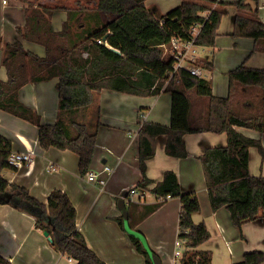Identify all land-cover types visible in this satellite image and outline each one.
<instances>
[{
    "label": "trees",
    "instance_id": "16d2710c",
    "mask_svg": "<svg viewBox=\"0 0 264 264\" xmlns=\"http://www.w3.org/2000/svg\"><path fill=\"white\" fill-rule=\"evenodd\" d=\"M253 1L255 7L247 0L234 3L240 12L236 15L233 34L254 38L255 49L262 50L264 22L259 17L260 1ZM225 4L220 0H183L177 7L160 15L148 8L145 0H97L92 9L97 16L90 15L95 26L75 18L72 9L63 5L33 9L27 16L26 26L20 31L28 39L43 44L46 56L27 53L20 41L6 44L3 62L8 68L9 80L0 84V108L36 122L40 127V145L74 151L79 156L81 174H87L97 142V129L79 121H73L70 126L63 121L42 123L35 110L19 99L23 85L30 80L58 76L60 108L65 110L88 106L94 101L95 92L105 87L138 95L158 94L162 89L171 92L170 126L143 122L139 129V166L143 179L138 186L144 187L152 182L146 176V167L147 161L156 153L158 136L167 134V153L181 158L189 155L184 134L226 132L228 144L207 148L200 160L212 209L215 211L227 206L233 224L241 227L245 222L258 219L264 211V175L256 176L249 172L250 147L257 146L264 159V146L261 140L245 136L235 127L256 129L264 135V109L255 116L236 113L233 98L238 85L264 89V68L240 64L229 72V96L217 97L208 80L186 68L178 69L168 80V72L172 70L175 59L172 53L164 54L162 46L169 43L173 36L190 39L191 27L196 23H202V27L195 43L214 46ZM59 9L69 10L70 18L60 32H53L50 18ZM202 12L208 14L201 15ZM75 25L80 28L76 32L73 30ZM2 43L0 35V45ZM109 46L120 49L121 53H115ZM27 55L31 64L37 67V72L45 70V75H27L23 64ZM204 63L213 68L212 61ZM190 90L208 99L206 115L201 121L191 118ZM12 150V141L0 135V203H10L34 215L35 226L50 231L53 246L76 260L71 264H106L77 226L76 207L65 191L53 189L47 202H42L25 187L3 177L2 171L13 167L8 163ZM151 191L159 199L180 198L178 236L185 240L186 250L179 264H211L212 252L199 248L211 237V233L204 221L196 223L193 219V214L201 209L197 194L183 192L178 175L173 170L166 171L163 180L157 182ZM7 194L12 195L10 201L5 198ZM116 219L124 227L122 217ZM129 223L134 229V224ZM130 238L136 250L145 257L146 264H153L141 237L130 233ZM263 262L264 251L254 250L246 252L241 261L233 264ZM0 264L14 263L0 254Z\"/></svg>",
    "mask_w": 264,
    "mask_h": 264
},
{
    "label": "crops",
    "instance_id": "0c3cea01",
    "mask_svg": "<svg viewBox=\"0 0 264 264\" xmlns=\"http://www.w3.org/2000/svg\"><path fill=\"white\" fill-rule=\"evenodd\" d=\"M96 1L0 0V35L3 38L0 45V84L9 80L8 68L3 62L7 43L20 41L27 53L46 56L43 44L28 39L20 31L26 26L27 16L33 9L63 5L72 9L75 18L95 26L90 15L97 16L92 10ZM182 1L145 0V3L161 15ZM220 1L226 4L216 43L214 46L197 45L198 59L195 64L201 69V77L210 82L213 94L228 97L229 72L240 64L264 68V49L256 50L252 37L234 36L236 15L240 12L234 3L238 0ZM259 1V17L264 22V0ZM247 2L255 7L253 0ZM69 18V10H56L50 18L51 30L60 32ZM79 29L73 26L75 32ZM28 58L29 55L23 64L29 77L34 73L46 74L45 70L38 73L37 67ZM204 61H212L213 68H208ZM58 82V76L30 80L20 89L19 99L35 110L42 123L63 121L70 126L73 121L86 123L91 120L90 128L97 129V142L90 170L98 171L109 164L115 171L104 187L89 181L87 174H81L79 170L78 154L69 149L42 147L39 143L40 127L36 122L0 108V135L12 141L13 149L33 151V161L25 162L22 167L6 168L2 175L9 182L25 187L42 202H47L53 189L65 191L76 207L77 226L106 264H146L145 257L131 241L129 221L135 226L131 230L145 237L163 264H178L175 251L179 238L180 198L159 199L151 191L168 170L177 173L183 192H194L200 200L201 209L193 214V219L196 223L204 221L211 233V237L199 247L212 252L211 264H233L241 261L246 252L264 251V211L258 219L237 227L227 206L214 211L210 203L200 156L209 147L226 146V132L184 134L189 155L181 158L167 153V134L158 136L156 153L147 161L146 167V176L152 182L144 187L138 186L143 179L139 166V129L143 122L170 126L171 92L162 89L158 94L138 95L105 87L95 92V99L88 106L65 110L60 108ZM188 93L192 101L191 118L194 121L203 120L208 99L198 96L194 90ZM263 104V88L237 86L233 98L236 113L255 116L263 111ZM235 128L245 136L261 140L264 146V135L258 130L242 126ZM249 172L251 175H264V159L257 146L250 147ZM131 189L135 192L131 193ZM118 217H122L124 227L117 221ZM35 220V216L25 210L10 203H0V254L14 264H71L69 257L53 246L50 231L37 228Z\"/></svg>",
    "mask_w": 264,
    "mask_h": 264
},
{
    "label": "built area",
    "instance_id": "2783aa9c",
    "mask_svg": "<svg viewBox=\"0 0 264 264\" xmlns=\"http://www.w3.org/2000/svg\"><path fill=\"white\" fill-rule=\"evenodd\" d=\"M6 1V0H4ZM202 27V23H196L191 27V38L182 39L181 37L173 36L169 43H164V53H172L175 59L173 68L168 72V80L174 75L175 72L180 68L188 69L192 74L197 76H202L201 69L195 64L197 56V45L195 43V37L199 34ZM102 40H99L101 42ZM33 151L27 149H13L8 156V163L13 167H22L25 162L33 161ZM115 171L114 167L105 164L102 169L98 171L89 170L87 173V178L89 181L96 182L100 186L104 187L108 181V178ZM135 189H131V193H134ZM176 246L178 247L175 251V256L177 258L178 264L179 259L186 250L185 240L178 238L176 241ZM71 263H75L74 258L69 257Z\"/></svg>",
    "mask_w": 264,
    "mask_h": 264
},
{
    "label": "water",
    "instance_id": "95a60500",
    "mask_svg": "<svg viewBox=\"0 0 264 264\" xmlns=\"http://www.w3.org/2000/svg\"><path fill=\"white\" fill-rule=\"evenodd\" d=\"M106 39H107V35L103 38V40L106 41ZM109 47H110V49H111L112 51H114L115 53H117V54H120V53H121V50H120V49H118V48H116V47H114V46H109ZM6 197H7V201H10L12 195L7 194V195L5 196V198H6ZM1 198H2V196L0 195V199H1ZM128 229L130 230V232H131L132 234H135V235L141 237V239L143 240L144 244L146 245V247H147V249H148L149 255H150L151 260H152V263H153V264H163V263H162V259L160 258V256H159L157 253H155L152 249H150V247H149V245H148V243H147L145 237H144L142 234L138 233V232H134V231H132L131 228H128ZM46 234L49 235V231H46ZM50 238H51V237H50Z\"/></svg>",
    "mask_w": 264,
    "mask_h": 264
},
{
    "label": "rangeland",
    "instance_id": "374dc122",
    "mask_svg": "<svg viewBox=\"0 0 264 264\" xmlns=\"http://www.w3.org/2000/svg\"><path fill=\"white\" fill-rule=\"evenodd\" d=\"M165 54V53H164ZM168 54V53H167ZM86 122V124H88L90 127H92V121L91 120H89V121H85ZM212 256H213V254H212ZM214 258V257H213ZM214 260V259H213Z\"/></svg>",
    "mask_w": 264,
    "mask_h": 264
}]
</instances>
